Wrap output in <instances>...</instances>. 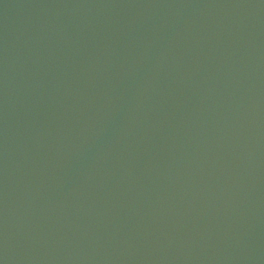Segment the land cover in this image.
<instances>
[{"label": "water", "instance_id": "water-1", "mask_svg": "<svg viewBox=\"0 0 264 264\" xmlns=\"http://www.w3.org/2000/svg\"><path fill=\"white\" fill-rule=\"evenodd\" d=\"M224 264H264V226Z\"/></svg>", "mask_w": 264, "mask_h": 264}]
</instances>
